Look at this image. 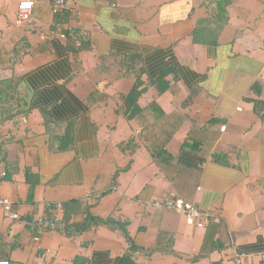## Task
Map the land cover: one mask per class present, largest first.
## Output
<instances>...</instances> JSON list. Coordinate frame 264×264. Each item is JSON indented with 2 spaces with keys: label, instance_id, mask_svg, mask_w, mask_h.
Here are the masks:
<instances>
[{
  "label": "crops",
  "instance_id": "0c3cea01",
  "mask_svg": "<svg viewBox=\"0 0 264 264\" xmlns=\"http://www.w3.org/2000/svg\"><path fill=\"white\" fill-rule=\"evenodd\" d=\"M19 1L0 0V199L19 215L0 206V261L264 264V0H33L23 24ZM169 196L216 220L150 205ZM72 199L127 223L128 261L117 227L61 233Z\"/></svg>",
  "mask_w": 264,
  "mask_h": 264
},
{
  "label": "trees",
  "instance_id": "16d2710c",
  "mask_svg": "<svg viewBox=\"0 0 264 264\" xmlns=\"http://www.w3.org/2000/svg\"><path fill=\"white\" fill-rule=\"evenodd\" d=\"M47 73L45 72L44 75L42 76L43 82H46L49 78H64V74H57V75H51V76H46ZM144 91V88L142 87V84L139 80L136 81L135 86L133 89L129 92L128 95H126V107L130 113H128V118H133L135 117L136 113L139 111V107L137 105L139 97L142 95ZM44 98L53 99V100H60L63 99L64 97L61 95V93L53 89V91H48L47 94H44ZM60 115L63 118L67 116V113H70L73 111L72 107L70 106V101L67 99L62 100L61 105H60ZM59 111V109H57ZM68 136V135H66ZM65 137V135H64ZM69 138V137H68ZM66 147V146H65ZM67 148V147H66ZM105 193L100 194L99 196H103ZM99 196H96L95 198V203L97 204L99 202ZM91 208L92 206L89 205L86 201H82L80 199H72L69 200L65 203H63V218L61 222L59 223V230L61 231L62 234H64L67 237H72L75 235H80L85 232H88L92 229L94 226H110L112 229H115L116 227L118 229H121L124 232V236L127 238L128 242L130 243V251H128L127 255L124 257L125 260H129L130 258V252L135 250V244L133 239L130 237L126 226V224H123L122 222L112 218H101L96 215H93L91 213ZM81 217V218H80ZM77 219V220H76Z\"/></svg>",
  "mask_w": 264,
  "mask_h": 264
},
{
  "label": "built area",
  "instance_id": "2783aa9c",
  "mask_svg": "<svg viewBox=\"0 0 264 264\" xmlns=\"http://www.w3.org/2000/svg\"><path fill=\"white\" fill-rule=\"evenodd\" d=\"M9 1V0H5ZM76 0H52L53 10L59 13L62 10H67ZM35 2L33 0H21L17 5V20L18 23H27L31 21L34 11ZM3 162L2 148L0 146V164ZM5 172L0 171V182L6 177ZM150 205L158 209H167L175 211L178 214L184 215L189 224L196 226L198 229L206 227L207 223L216 220V214L212 209H203L197 204L189 203L180 198L169 196L164 200L151 201ZM0 206L6 208L8 217L17 220L19 215L11 212L10 205L7 200L0 199ZM243 258H237L236 263L242 264ZM0 264H10L8 260H1Z\"/></svg>",
  "mask_w": 264,
  "mask_h": 264
}]
</instances>
